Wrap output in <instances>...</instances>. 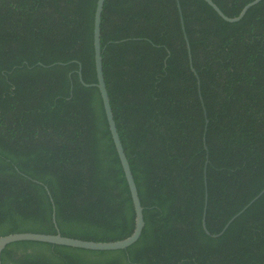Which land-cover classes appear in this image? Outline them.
I'll list each match as a JSON object with an SVG mask.
<instances>
[{
  "label": "trees",
  "instance_id": "1",
  "mask_svg": "<svg viewBox=\"0 0 264 264\" xmlns=\"http://www.w3.org/2000/svg\"><path fill=\"white\" fill-rule=\"evenodd\" d=\"M178 1L104 0L101 12L139 237L114 249L15 240L1 264H264V191L221 234L202 226L205 191L214 233L264 186V0L235 21L206 0ZM213 1L233 16L250 0ZM95 5L0 0V235L114 240L133 229L99 89L78 76L96 81Z\"/></svg>",
  "mask_w": 264,
  "mask_h": 264
},
{
  "label": "water",
  "instance_id": "2",
  "mask_svg": "<svg viewBox=\"0 0 264 264\" xmlns=\"http://www.w3.org/2000/svg\"><path fill=\"white\" fill-rule=\"evenodd\" d=\"M177 1L178 9L180 8L179 1ZM215 10L216 12L224 19L228 21H235L240 19L246 10L259 0H250L246 2L238 14L230 16L213 1V0H206ZM103 2L104 0H96V5L94 9V16H93V50H94V65H95V74H96V81L94 82H84L82 78L81 68L78 69V76L79 79L86 85L93 84L96 85L99 89L103 108L105 111L107 123L109 126V130L118 154V157L120 159V163L129 187L133 208H134V226L130 234H128L125 237L114 239V240H93V239H86V238H80V237H74L69 235L61 234L59 231L57 232H40V231H14V232H8L5 234L0 235V264H1V251L5 247V245L11 241L15 240H22V239H32V240H41V241H47L52 243H59V244H66V245H72V246H78V247H84V248H91V249H114V248H123L134 242L140 235L142 228L144 226V218H143V206L141 204L137 186L133 177L132 170L130 168V164L128 161V158L126 156V153L124 151L116 123L113 116V111L110 105L109 101V95L108 90L105 84L104 74H103V65H102V48H101V42H100V22H101V12L103 8ZM179 14H181V11H179ZM181 19V25L183 28V33L186 39L188 53H189V62L191 66V56H190V46L189 42L186 36V32L184 30V24L182 20V16L180 15ZM194 71V70H193ZM195 73V71H194ZM196 75V74H195ZM197 77V76H196ZM198 81V79H197ZM198 92H199V85H198ZM200 95V93H199ZM207 123V119L205 121ZM205 123V124H206ZM205 140V136H204ZM206 147V144H204ZM207 161V159H206ZM264 191V186L256 193L243 207H241L238 211H236L223 225V227L217 231V232H210L205 223V208H206V191H205V204L203 209V216H202V226L205 229L207 233L213 236H217L221 234L226 227L229 225V223L237 216L239 215L253 200H255L259 195H261ZM53 219H54V211H53Z\"/></svg>",
  "mask_w": 264,
  "mask_h": 264
}]
</instances>
